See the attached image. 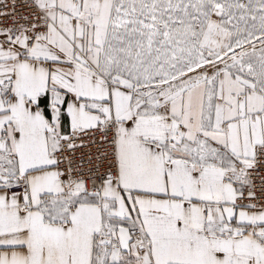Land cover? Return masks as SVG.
<instances>
[{
	"label": "snow or ice",
	"instance_id": "obj_1",
	"mask_svg": "<svg viewBox=\"0 0 264 264\" xmlns=\"http://www.w3.org/2000/svg\"><path fill=\"white\" fill-rule=\"evenodd\" d=\"M0 264H264V0H0Z\"/></svg>",
	"mask_w": 264,
	"mask_h": 264
}]
</instances>
